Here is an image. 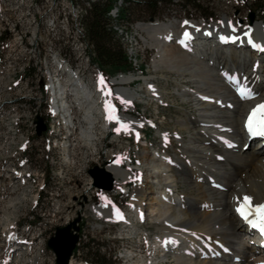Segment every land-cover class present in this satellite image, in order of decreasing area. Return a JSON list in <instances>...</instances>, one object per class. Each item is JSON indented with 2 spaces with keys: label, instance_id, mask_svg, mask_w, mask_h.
<instances>
[{
  "label": "bare ground",
  "instance_id": "bare-ground-1",
  "mask_svg": "<svg viewBox=\"0 0 264 264\" xmlns=\"http://www.w3.org/2000/svg\"><path fill=\"white\" fill-rule=\"evenodd\" d=\"M236 19L226 17L217 24L155 20L140 25L146 35L144 44L156 52L152 73H160L164 78L173 74L183 79L186 86L178 89L176 96L182 104H190L192 111L178 119L172 131L156 128L161 149L150 153L148 145L139 154L138 166L144 177L131 192V212L127 217L133 215L135 222L127 221L126 227L136 229L139 221L141 231L146 228L147 234L156 233L148 240L161 250L158 258L142 260L141 264H264V252L244 241L245 227L236 212L246 196L252 198V205L264 201V147L246 144L241 123L249 103L237 99L223 79V74H238L258 94V99L251 103L264 102V54L257 59L246 47L224 50L217 44L230 34L240 40L243 30H251L254 41L263 45L264 21L249 22L245 18L238 24ZM185 31L196 36L189 51L179 47L178 40ZM69 65L61 61V67L55 65L51 72L53 86L49 90L54 96L51 99L54 113L65 120L71 131L73 124L74 127L78 124L73 112L78 108L84 123L81 137L95 148L98 135L106 131L104 121L99 118L97 94L83 76L67 68ZM136 81L139 78L132 75H120L113 81L119 86L116 95L129 101L127 104L133 108L136 99H142V91L129 90L127 86ZM142 81L146 84L147 98L165 105V93L154 84L152 76H144ZM126 110L118 115L121 124L127 126L120 124L121 130L137 131L143 127L145 123ZM144 139L149 143L146 135ZM105 170L115 184L124 185L132 177L119 163H111ZM11 173L24 181L22 172L12 169ZM93 176L98 184L106 182L103 175ZM181 185L187 189L181 190ZM90 210L99 220L118 223L121 219L106 204ZM140 213L142 217H138ZM10 227L9 224L6 230ZM63 231L54 235V246L60 253L72 241L64 227ZM15 236L17 239L10 232L7 238L31 251V241L18 238L17 233ZM135 257L128 250L123 256L126 262L134 261Z\"/></svg>",
  "mask_w": 264,
  "mask_h": 264
},
{
  "label": "rangeland",
  "instance_id": "rangeland-1",
  "mask_svg": "<svg viewBox=\"0 0 264 264\" xmlns=\"http://www.w3.org/2000/svg\"><path fill=\"white\" fill-rule=\"evenodd\" d=\"M71 1L73 12L75 15H82L84 23L88 13L86 10L90 8L89 4L105 0ZM170 1L171 5H164L163 3L159 5L160 16L154 18H149L140 9L135 10L133 6L125 8L123 0L110 1L109 12L106 15L109 18L107 28L121 44L131 62L128 71H120L112 67H102L95 61L96 57L92 45L90 43V45H86V42L78 38L76 25L68 18L69 11L65 5L60 4V0H52V3L51 0H0V5L4 8L12 9V11L20 14L19 34L21 35L13 44L11 55L8 56L10 59L4 58L0 54V166L3 170V178L7 180L6 195L0 206V247L9 252L8 261L2 262V264H47L44 238L31 241V251H27L23 249L24 246H16V242L13 243L14 239L8 240L7 237L13 231L15 224H18L20 233H33L44 227V220L41 218L21 221L23 214L26 217H34V207L40 197L43 199L40 203V210L57 207L64 196V191H66L69 171L80 173L82 169H87V160L82 159H88L90 150L94 148L82 139L81 131L80 140H74V130L69 131L65 125V120L54 113L51 103L54 96L49 90L52 85V78L49 76L54 70L57 56L61 61H67L71 64L70 66L74 70L80 67L82 70H89L90 75L99 72L110 87L120 75H132L139 78V81L127 86L129 90L142 91V99H136L135 108L131 104L122 103V99L118 98L119 96L115 99L119 102L120 113L127 109L133 117L145 123L143 127H138V132L141 131L144 137L146 135L149 143L145 139L144 141H136L134 138L135 130H131L118 139L107 137L105 140H100L98 145V151L106 153V156L111 152L113 154L120 153L118 155L120 160L126 164L136 159L137 163L134 166L139 170L140 160L138 157L145 146L149 145L150 153L162 148L156 128L172 131L178 119L187 116L189 111L192 112L191 105L182 104L176 96L178 89L181 90L186 86L183 79L173 74L164 78L160 73H152L151 69L156 52L144 44L143 40L146 35L140 30V25L155 20L185 22L187 21L185 18H190L189 21H203L207 24H217L226 17L237 18L238 24H242L245 18L249 22L264 21V0H200L202 12L192 7L185 8V3L182 0ZM122 8L126 9L128 13L119 15ZM65 16L68 18L66 25L63 22ZM1 17L2 9H0ZM1 32H7V23L0 22V34ZM85 36L88 40L86 34ZM83 50L85 54H82ZM89 53L91 54L89 55ZM86 57H88V62ZM64 58L69 59V61ZM87 63L88 67L86 66ZM144 76H152L154 84L156 83L164 91L165 105L147 98L145 94L146 84L142 81ZM83 77L88 83L89 77L87 75ZM38 81H43L44 86L46 85L45 99V95L43 96L37 91L38 85L41 84ZM15 82L18 83L17 86H13ZM93 82V80L89 82L92 88ZM117 87L119 86L115 85L114 93ZM43 100L46 102L45 105ZM49 111L52 116L48 121V130L45 133L46 153L43 152L38 158V165L33 161L32 166H21L24 154L22 147H27L30 143L29 139L32 137L34 126L35 132L38 134L37 118L34 122L35 114L44 117L48 115ZM73 112L78 118V124L75 127H82L84 123H81V111L74 108ZM42 127L40 125L39 131H42ZM101 136L103 135L100 134L99 137ZM106 159L107 157L103 159L101 156L98 164L93 163V165L105 166ZM12 169L22 172L24 181L16 179L11 173ZM46 171H48V175L44 177ZM139 172L141 173L140 176L144 177V173L140 170ZM92 180L94 185V179L92 178ZM142 180L140 181V177H134L133 183L126 184L130 190L129 196L118 195L108 203H113L114 207L122 211L124 215H129L131 212V208H129L131 192L137 183H142ZM77 185H79L78 182ZM121 185L123 184L116 186L122 188ZM180 189H187V186L181 185ZM89 205L88 202L87 206ZM128 210L129 213H127ZM93 214L89 210H83V208L80 210L81 220H79L77 231L81 235L83 249L74 256V263L87 261L90 264H141L140 261L142 260L153 261L161 255L160 249L153 247V251H151L153 243L151 242V245L148 240L149 237L154 238L156 233L147 234L146 228L141 231L142 223L140 224L139 221L136 222L138 227L134 229L139 236L136 237L134 232V238L123 241V247H121V242L118 243L116 237L121 230L126 233L127 229H122V224H114L113 226L111 224V226L106 227V223L103 220H97L98 218ZM132 217L133 215L129 219L130 221H134ZM9 224L11 227L6 230ZM127 228L131 231L130 226ZM13 235L16 237L15 233ZM17 235L18 238H22L18 233ZM127 250L132 251L136 256L135 260L131 261L132 263H125L126 259L120 258L124 256ZM55 257L57 263L56 254ZM172 259L171 261H173Z\"/></svg>",
  "mask_w": 264,
  "mask_h": 264
},
{
  "label": "built area",
  "instance_id": "built-area-1",
  "mask_svg": "<svg viewBox=\"0 0 264 264\" xmlns=\"http://www.w3.org/2000/svg\"><path fill=\"white\" fill-rule=\"evenodd\" d=\"M52 3V0H51ZM60 4L65 5V8L69 11L68 18L72 23H74L76 26V31L78 32L77 36L78 38L82 39L84 42H86V45L89 44L85 34V25L83 23V16L82 15H75V13L72 10V1L71 0H60ZM0 9H2V17L0 18L1 23H7V32H1L0 39L2 36H6L5 42H9V49L13 50V44L15 43L17 37H21L19 34L20 32V14L18 12L12 11V9H6L2 5H0ZM68 18L65 16L63 22L64 25L67 24ZM86 40V41H85ZM84 50L82 51V54H85ZM91 53H89L90 55ZM90 57V56H89ZM65 60H68L67 58H64ZM86 61L88 62V57H86ZM71 65V64H70ZM88 67V63L86 64ZM76 72L81 76H88L89 81L91 79V75L89 74V70H82L80 67L78 69H75ZM34 74V69H33ZM40 82V81H38ZM40 84V83H39ZM38 85V84H37ZM89 85V84H88ZM40 85H38L39 91ZM71 110V107H70ZM72 114V111H71ZM37 113L35 114V116ZM73 117V115H72ZM74 118V117H73ZM35 128V126H34ZM80 129L81 127H74L73 124V130H74V140H80ZM98 133V132H97ZM33 135V132H32ZM103 136L105 135L102 134ZM97 140V147L90 150V155L88 159H82L87 160V169H82L80 173H71L69 171V180L67 182L66 191H64V196L61 198L59 204L57 207H49L48 210H40V203L43 199L41 197L39 198L38 202L35 204L34 207V217H26L24 214L22 216L21 221H29L31 218H41L44 220V227H42L40 230H36L33 233H20L18 230V224L14 225V229L12 233H18L20 237H24L26 241H35L37 238H44L45 240V252H46V261L47 264H55V258L53 256V253L46 247V240L52 235L54 227L57 226H63L68 224L71 220L74 218H78L81 220L80 210L83 208V210L86 211L88 202L91 203V199L93 197V192L96 191V189L93 188V183L91 178L87 175V171L93 167V163L98 164V161L100 157L102 156V151H98V145L100 140H102L103 136L99 137ZM43 141L41 145L42 152L46 153L45 151V134L44 138L40 139ZM30 146V143L27 145V147ZM102 150V149H101ZM38 160H35L34 163L38 165ZM0 172L3 176V170L0 166ZM48 171L45 172V176L47 177ZM77 182L79 185H77ZM9 193V189H8ZM96 207L95 204H91V208ZM77 246H80V240ZM2 264V262H0Z\"/></svg>",
  "mask_w": 264,
  "mask_h": 264
},
{
  "label": "trees",
  "instance_id": "trees-1",
  "mask_svg": "<svg viewBox=\"0 0 264 264\" xmlns=\"http://www.w3.org/2000/svg\"><path fill=\"white\" fill-rule=\"evenodd\" d=\"M186 7H192L199 12L200 0H182ZM125 8L133 6L147 14L149 18L160 16L159 5H171L170 0H124ZM111 5L110 0L92 3L84 20L86 35L95 52V61L102 67H112L120 71H128L131 62L121 44L112 36L107 28L109 18L106 16ZM124 11V12H123ZM122 13L128 12L124 9ZM125 16V15H124ZM108 18V19H107ZM134 21V20H133ZM103 264V263H101Z\"/></svg>",
  "mask_w": 264,
  "mask_h": 264
},
{
  "label": "snow or ice",
  "instance_id": "snow-or-ice-1",
  "mask_svg": "<svg viewBox=\"0 0 264 264\" xmlns=\"http://www.w3.org/2000/svg\"><path fill=\"white\" fill-rule=\"evenodd\" d=\"M185 24L188 22L185 21ZM185 38H189L190 34L185 32ZM226 39V38H222ZM232 80H235V77H231ZM99 83L103 86L104 81L101 77ZM103 91V87L101 88ZM242 99H247L252 97L250 89L247 88H238L237 89ZM105 95H110L106 92ZM122 103H130L129 101L121 100ZM105 111L107 113L106 118L111 122L115 120L118 124H121V121L116 114V108L114 105L110 104L108 101H105ZM121 127H127L124 124H121ZM246 128L252 136H264V104L257 105L252 109L249 114L246 122ZM121 128H117L116 131L119 132ZM251 197H244L241 204L236 208V212L240 217L245 220L252 228L258 229L262 235H264V204L252 205ZM252 217V218H250ZM122 218V217H121Z\"/></svg>",
  "mask_w": 264,
  "mask_h": 264
},
{
  "label": "water",
  "instance_id": "water-1",
  "mask_svg": "<svg viewBox=\"0 0 264 264\" xmlns=\"http://www.w3.org/2000/svg\"><path fill=\"white\" fill-rule=\"evenodd\" d=\"M37 120H38V121H37V122H38V134H40L42 131L45 130V126H44V123H43V120H42L41 117H37ZM40 125L43 126V127H42V131H39V127H40ZM88 173H89V175H90L91 177H93L94 180H95V178H94V176H93L94 174H100V175H103V176L106 178V182H104V184L101 185V184H98V183L96 182V180H95V186H96V187H99V188H101V189H103V190H105V191H109V190L111 189V186H112V177H111V175H110L109 173H107V172L104 171V170L96 169V168L90 170ZM75 223H76V222H73L72 225H69V226H67V227H64L65 230H66V232H68L69 235L71 236L72 241H71L70 245L67 246L66 249L62 250L61 253H60V251H57V250H56V247L54 246V240H55V237H54V238H51V239L48 241V243H47V244H48V247L51 248V249L55 252V254H56V256H57V264H61V262H62V264H67V261H68L70 255H71V251H72V249H73L74 244L76 243L77 237H76L75 235L71 234L70 229H71V227H72L73 229H75ZM60 232H64V231H63V228H59V229H57V230H56V234H55V236H57L58 233H60ZM59 260H60V261H59Z\"/></svg>",
  "mask_w": 264,
  "mask_h": 264
}]
</instances>
